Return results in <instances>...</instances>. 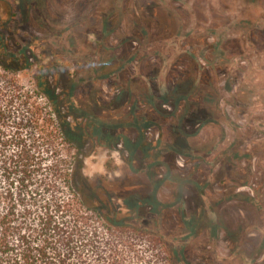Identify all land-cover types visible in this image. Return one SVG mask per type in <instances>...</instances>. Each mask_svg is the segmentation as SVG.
Segmentation results:
<instances>
[{"label": "rangeland", "instance_id": "1", "mask_svg": "<svg viewBox=\"0 0 264 264\" xmlns=\"http://www.w3.org/2000/svg\"><path fill=\"white\" fill-rule=\"evenodd\" d=\"M0 59L139 264H264V0H0Z\"/></svg>", "mask_w": 264, "mask_h": 264}, {"label": "trees", "instance_id": "2", "mask_svg": "<svg viewBox=\"0 0 264 264\" xmlns=\"http://www.w3.org/2000/svg\"><path fill=\"white\" fill-rule=\"evenodd\" d=\"M21 66L0 59V264L143 262L131 234L145 230L87 204L79 152L66 154L59 99L43 78L27 89Z\"/></svg>", "mask_w": 264, "mask_h": 264}]
</instances>
